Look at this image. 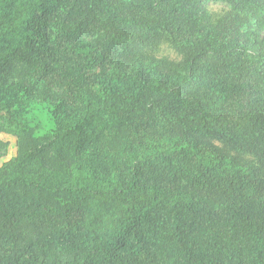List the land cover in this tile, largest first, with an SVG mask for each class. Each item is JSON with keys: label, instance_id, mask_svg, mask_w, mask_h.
Here are the masks:
<instances>
[{"label": "trees", "instance_id": "1", "mask_svg": "<svg viewBox=\"0 0 264 264\" xmlns=\"http://www.w3.org/2000/svg\"><path fill=\"white\" fill-rule=\"evenodd\" d=\"M159 33L180 69L143 56ZM263 34L264 0H0V264H264V171L206 143L264 163Z\"/></svg>", "mask_w": 264, "mask_h": 264}, {"label": "rangeland", "instance_id": "2", "mask_svg": "<svg viewBox=\"0 0 264 264\" xmlns=\"http://www.w3.org/2000/svg\"><path fill=\"white\" fill-rule=\"evenodd\" d=\"M200 14L190 15L193 20L196 19L197 24L200 26L202 23H206L210 26V28L214 29L220 25L225 24H234L236 25L241 33L245 36H250L252 33L251 24H249V17L244 14L235 13L230 6L223 3H209L207 4L200 12ZM50 36V43L54 45L55 38L58 32V29L55 25L51 26L48 29ZM264 35V34H263ZM194 51L193 42L189 41L186 37L184 40L180 41L179 44L173 45L171 39L166 33H159L157 36L153 37L148 44L144 47L143 56L160 66H170L173 69H180V67L184 64L186 58ZM130 69V67H129ZM13 80V77L9 78ZM60 89H55L53 91L54 97L59 95ZM37 97L41 98V94L38 93ZM45 98H41L40 101H43ZM50 102V100H48ZM52 103V102H50ZM156 121L153 125H155ZM164 122H159L158 129L155 133L156 135L161 136L165 134L167 131V127L164 126ZM137 123L131 118L126 116L123 119V128L124 132L127 133V139H132L139 143H148L147 140H143L141 137L137 136L133 127L137 126ZM8 121L6 119H0V126L7 127ZM10 140V138H7ZM197 143H200V139H196ZM212 147L218 148L225 155L230 157H235L246 164H250L253 166H257L263 169L264 171V163L260 162L254 155L250 153H245L243 151L235 150L230 147L223 145L222 143L216 141H206ZM17 153V149L13 144L11 146L5 148H0V166L3 162L10 160ZM117 168L121 170L124 169L123 163L120 161ZM108 167L106 164L102 165V172L108 173ZM185 188L189 189V185L183 183ZM190 190V189H189Z\"/></svg>", "mask_w": 264, "mask_h": 264}]
</instances>
